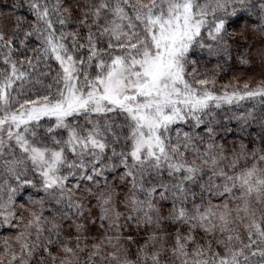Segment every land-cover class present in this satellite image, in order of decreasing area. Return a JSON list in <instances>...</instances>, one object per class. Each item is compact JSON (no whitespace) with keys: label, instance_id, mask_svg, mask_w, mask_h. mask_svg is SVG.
Listing matches in <instances>:
<instances>
[{"label":"snow or ice","instance_id":"1","mask_svg":"<svg viewBox=\"0 0 264 264\" xmlns=\"http://www.w3.org/2000/svg\"><path fill=\"white\" fill-rule=\"evenodd\" d=\"M0 21V264H264V0H0ZM196 50L260 78L217 91Z\"/></svg>","mask_w":264,"mask_h":264},{"label":"trees","instance_id":"2","mask_svg":"<svg viewBox=\"0 0 264 264\" xmlns=\"http://www.w3.org/2000/svg\"><path fill=\"white\" fill-rule=\"evenodd\" d=\"M19 14L27 13L25 10L21 9ZM3 22L4 21H0V23ZM232 27H237V25H233ZM246 35L249 36L250 41L256 43L257 45L259 44L258 37H252L250 33H246ZM237 38L240 39L242 50L245 45L243 39L239 37V32L237 33ZM193 58L198 60V64L196 65V67L200 73H207L209 77L215 75V88L217 89V91L222 90L225 84L236 83V79L234 78H240L241 83L249 78H252L253 80H258L260 78L259 74L261 72V68L259 66V60L256 59L252 65H241L235 57V52L233 53V57L229 59L227 63H225L223 58L209 56L206 51L201 52L200 50H196L193 53ZM221 115H223V112L221 113ZM225 123H227V121H225ZM230 126L235 129V121H233ZM250 131H258V128L256 126H253ZM229 139H232V137L230 136Z\"/></svg>","mask_w":264,"mask_h":264}]
</instances>
